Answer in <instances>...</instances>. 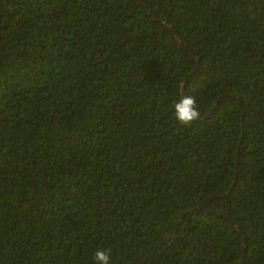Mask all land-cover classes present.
I'll list each match as a JSON object with an SVG mask.
<instances>
[{
    "label": "trees",
    "instance_id": "trees-1",
    "mask_svg": "<svg viewBox=\"0 0 264 264\" xmlns=\"http://www.w3.org/2000/svg\"><path fill=\"white\" fill-rule=\"evenodd\" d=\"M244 243L264 264V0H0V264Z\"/></svg>",
    "mask_w": 264,
    "mask_h": 264
},
{
    "label": "clouds",
    "instance_id": "clouds-1",
    "mask_svg": "<svg viewBox=\"0 0 264 264\" xmlns=\"http://www.w3.org/2000/svg\"><path fill=\"white\" fill-rule=\"evenodd\" d=\"M174 116L180 126H191L200 118V112L194 97L184 95L174 104ZM95 264H112L110 253L99 250L94 256Z\"/></svg>",
    "mask_w": 264,
    "mask_h": 264
},
{
    "label": "water",
    "instance_id": "water-1",
    "mask_svg": "<svg viewBox=\"0 0 264 264\" xmlns=\"http://www.w3.org/2000/svg\"><path fill=\"white\" fill-rule=\"evenodd\" d=\"M150 14H151V16H153L154 18H156L155 14L152 13L151 11H150ZM204 207L207 208V203L204 204ZM213 212L216 213V214H221V215H226L227 216V214L225 212H223V211L217 210V211H213ZM233 226H234V229L235 230H238V228L235 225V223H233ZM244 257H245V243L243 244L242 257H241L240 261L237 264H242L244 262Z\"/></svg>",
    "mask_w": 264,
    "mask_h": 264
}]
</instances>
